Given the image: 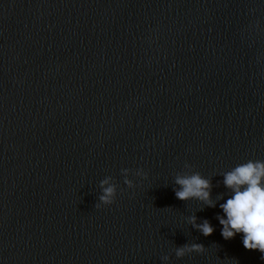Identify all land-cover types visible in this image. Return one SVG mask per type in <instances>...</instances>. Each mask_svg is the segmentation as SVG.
<instances>
[{"label":"water","instance_id":"95a60500","mask_svg":"<svg viewBox=\"0 0 264 264\" xmlns=\"http://www.w3.org/2000/svg\"><path fill=\"white\" fill-rule=\"evenodd\" d=\"M249 160L264 0H0V264H264L217 219L222 174ZM196 172L215 208L176 197Z\"/></svg>","mask_w":264,"mask_h":264},{"label":"clouds","instance_id":"9594fccd","mask_svg":"<svg viewBox=\"0 0 264 264\" xmlns=\"http://www.w3.org/2000/svg\"><path fill=\"white\" fill-rule=\"evenodd\" d=\"M186 167H190V165H186ZM129 171V169L122 170L125 176L124 183L129 188H134L133 181L127 178ZM222 175L223 185L231 192L230 198L219 205L224 213L217 217L223 226L221 233L223 238L230 240L237 234H242L243 245L246 249L259 250L264 253V161L249 160ZM112 179L109 176L100 182L103 194L100 195L99 200L103 205H111L115 202L117 185L112 183ZM174 182L178 186L175 189V195L180 200L195 199L215 208L217 201L224 198V195L220 194L214 200L211 180L198 172L177 174ZM100 206L101 204L96 205V207ZM189 223L204 236H210L215 231L208 220L197 223L195 215L189 217ZM204 251V245L193 243L175 249V254L178 258H182L192 252L203 253ZM162 259L168 261L169 257L164 256Z\"/></svg>","mask_w":264,"mask_h":264}]
</instances>
